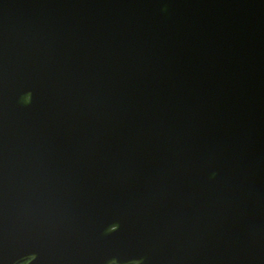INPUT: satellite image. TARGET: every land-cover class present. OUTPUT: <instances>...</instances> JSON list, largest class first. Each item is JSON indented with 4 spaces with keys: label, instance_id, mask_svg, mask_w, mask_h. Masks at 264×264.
Masks as SVG:
<instances>
[{
    "label": "water",
    "instance_id": "obj_1",
    "mask_svg": "<svg viewBox=\"0 0 264 264\" xmlns=\"http://www.w3.org/2000/svg\"><path fill=\"white\" fill-rule=\"evenodd\" d=\"M0 264H264V0H0Z\"/></svg>",
    "mask_w": 264,
    "mask_h": 264
}]
</instances>
